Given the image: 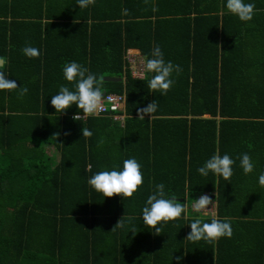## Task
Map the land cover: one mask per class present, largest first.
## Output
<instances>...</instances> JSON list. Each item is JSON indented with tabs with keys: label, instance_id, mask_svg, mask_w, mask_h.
I'll return each mask as SVG.
<instances>
[{
	"label": "trees",
	"instance_id": "trees-1",
	"mask_svg": "<svg viewBox=\"0 0 264 264\" xmlns=\"http://www.w3.org/2000/svg\"><path fill=\"white\" fill-rule=\"evenodd\" d=\"M215 3L96 0L81 9L78 0H0V70L28 89L22 98L19 89L0 91V264H264V51L246 48L243 31L259 38L248 29L255 19L219 16ZM22 27L26 46L49 49L51 69L40 56L23 54ZM255 29L264 45V24ZM157 45L182 69L166 96L148 88L153 73L133 78L125 58L133 49L151 59ZM70 62L98 79H122L102 87L125 95L123 122L72 120L76 105L56 113L51 97L61 86L75 90L63 74ZM156 100L152 118L139 119L138 109ZM84 127L91 137L83 138ZM49 145L60 156L54 166L44 152ZM217 152L234 161L230 180L198 172ZM243 153L255 166L247 175ZM132 158L143 175L132 198H105L89 185L98 172L122 171ZM161 183L165 198L188 209L154 235L142 210ZM202 194L216 196L215 216L230 220V239L186 240L196 218L211 221L189 206ZM123 217L124 227H115Z\"/></svg>",
	"mask_w": 264,
	"mask_h": 264
},
{
	"label": "clouds",
	"instance_id": "clouds-1",
	"mask_svg": "<svg viewBox=\"0 0 264 264\" xmlns=\"http://www.w3.org/2000/svg\"><path fill=\"white\" fill-rule=\"evenodd\" d=\"M95 2L96 0H78V7L84 9L94 6ZM255 7L254 3H245V0H226L228 13L238 17L242 22L252 21ZM22 51L30 59L39 58L40 56L39 49L30 45L25 46ZM5 64L6 59L0 57V69ZM174 72L179 75L182 72L181 67L174 65L171 61L166 62L161 48L157 45L153 49L152 58H145L141 76L146 73H153L154 75L151 76L148 82V88L153 92H160L162 96H166L174 84L172 79ZM63 74L68 82L74 83L75 90H70L67 86H61L58 94L51 97V105L56 113L66 114L73 105H76L79 112L71 115L70 118L81 121L87 117H94L103 111L102 76L98 79L95 74L90 73L86 67L77 62L66 63L63 66ZM17 89H19L18 95L21 98L28 92L27 87L18 86L16 80L7 79L4 72L0 70V91ZM157 108L158 101L156 100L146 107L138 109L139 119L145 120L146 116L152 118ZM82 135L83 138L91 137L92 132L84 127ZM233 164L234 161L228 154L221 156L217 152L202 167L198 168V172L205 177L211 172L224 180H230L233 176ZM240 166L245 175L252 173L255 167L250 155L247 153L241 155ZM88 183L105 198L120 196L130 199L143 185L141 165L134 158L126 159L123 161L122 171L98 172L88 180ZM259 184L264 187V173L259 176ZM185 187L187 191V182ZM164 188L163 183L156 185L154 194L147 198V206L142 210L143 223L145 226L154 229V231H151L154 235H160L162 227L159 225L180 219L187 210V203H180L176 198H165ZM210 196L202 194L197 199L192 200L191 208L194 212L203 216L211 214L212 218L210 222H204L201 218H196L191 222L189 224L191 231L187 236V241H205L214 244L221 238L227 237L230 239L232 237L233 228L230 220L227 217L221 220L214 213H211L214 202ZM124 217L119 220L115 227H124ZM132 233L135 234V229L132 230Z\"/></svg>",
	"mask_w": 264,
	"mask_h": 264
},
{
	"label": "crops",
	"instance_id": "crops-1",
	"mask_svg": "<svg viewBox=\"0 0 264 264\" xmlns=\"http://www.w3.org/2000/svg\"><path fill=\"white\" fill-rule=\"evenodd\" d=\"M245 3H254L255 6H256L255 7V12H254V17H253V19H255V22H254L253 26L251 28H248V29L254 30L255 33H256V35H257L256 37L257 38L259 37L258 39H254V38L251 37L253 34L251 32H249V30L243 31V36L244 37L246 36L247 39H248L247 40L248 42H246V44L248 43L246 45V48L247 49H256V48L259 47V48H261L262 53H263V51H264V49H263L264 48V45H263V42H262L263 37L260 36V32H262V29L259 30V31H256L255 28H256V25H258L260 23L261 24H264V0H245ZM212 5L220 8V11L218 13L219 16H221L225 12L228 13V11L226 9V0H216V3L215 4H212ZM228 14H230V13H228ZM244 23H247V22H244ZM22 31H23V35H24V39H22V41H23L22 43H23V45L25 47L26 46V35H27V31H26L25 27H22ZM49 31H50V35L47 38L44 39V44L48 48H50V44L52 42V32H51L50 29H49ZM245 32H246V34H245ZM15 38H16V36H15ZM250 40H254V41L256 40L255 42H258V45H257V43L256 44L255 43H251L252 41H250ZM60 47H61V49H66V46L65 45L60 46ZM61 49H59V52L61 51ZM129 51H133V52H135V53H137V54H139L141 56V54L137 50L130 49ZM48 56H49V49H41L40 59L39 60L42 61V65L44 64L43 67H44L45 70L46 69H51V67H46V64H47V66L49 65V62L46 61V59H47ZM260 56H262V54H260ZM246 65L250 66L248 63H246ZM27 68H29V65H26V68L25 69H27ZM46 74H48L47 71H46ZM51 146L55 149V152L58 154V160H57V163H58L59 162V159H60V156H59V153L57 152L56 148L53 145L45 146L44 147V152L46 153V150H49V147H51ZM57 163H54V164L57 165ZM210 197L212 199H214L216 196L215 195H212ZM213 202H214V200H213ZM212 209H213V211H212ZM211 213L216 214V204H215V202H214V206L211 207ZM208 216H210L212 218L211 214H209Z\"/></svg>",
	"mask_w": 264,
	"mask_h": 264
},
{
	"label": "built area",
	"instance_id": "built-area-1",
	"mask_svg": "<svg viewBox=\"0 0 264 264\" xmlns=\"http://www.w3.org/2000/svg\"><path fill=\"white\" fill-rule=\"evenodd\" d=\"M126 60L128 61L129 68L131 71V75L133 78L142 79L141 72L143 69V60L142 57L133 52L127 51L126 52ZM125 95L124 94H104L103 99V111H101L98 115L94 116L97 118H110L113 121H119L120 123L123 122L125 119ZM122 112V113H120ZM89 117L83 119L86 120Z\"/></svg>",
	"mask_w": 264,
	"mask_h": 264
},
{
	"label": "rangeland",
	"instance_id": "rangeland-1",
	"mask_svg": "<svg viewBox=\"0 0 264 264\" xmlns=\"http://www.w3.org/2000/svg\"><path fill=\"white\" fill-rule=\"evenodd\" d=\"M46 153L50 158V162H51L52 166H54L55 165L54 163H57V160H58V154L55 152V149L51 146V147H49V150H46ZM191 204L189 205V203H188V205L190 207H191ZM212 211H213V209H212Z\"/></svg>",
	"mask_w": 264,
	"mask_h": 264
},
{
	"label": "water",
	"instance_id": "water-1",
	"mask_svg": "<svg viewBox=\"0 0 264 264\" xmlns=\"http://www.w3.org/2000/svg\"><path fill=\"white\" fill-rule=\"evenodd\" d=\"M103 82H112V83H120L122 82V79H118V78H112V77H103ZM104 95V93H103Z\"/></svg>",
	"mask_w": 264,
	"mask_h": 264
}]
</instances>
